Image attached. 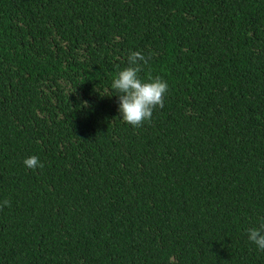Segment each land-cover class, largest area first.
<instances>
[{
	"label": "trees",
	"instance_id": "obj_1",
	"mask_svg": "<svg viewBox=\"0 0 264 264\" xmlns=\"http://www.w3.org/2000/svg\"><path fill=\"white\" fill-rule=\"evenodd\" d=\"M133 51L169 85L139 128ZM5 200L0 264H264V0H0Z\"/></svg>",
	"mask_w": 264,
	"mask_h": 264
},
{
	"label": "clouds",
	"instance_id": "obj_2",
	"mask_svg": "<svg viewBox=\"0 0 264 264\" xmlns=\"http://www.w3.org/2000/svg\"><path fill=\"white\" fill-rule=\"evenodd\" d=\"M148 59L141 51L131 52L128 57L129 66L119 71L111 84L115 96H118L122 120L134 128L142 127L146 121L151 122L154 110L164 107L169 91L168 83L161 77L153 78L149 75L147 79L141 78L140 73L148 64ZM24 164L33 170L44 167L37 156L26 158ZM3 206H10V201H3L0 209ZM248 239L264 251V222L259 227L248 229Z\"/></svg>",
	"mask_w": 264,
	"mask_h": 264
}]
</instances>
